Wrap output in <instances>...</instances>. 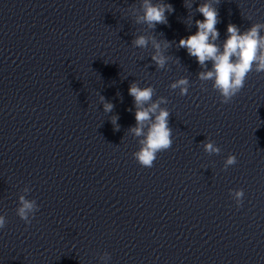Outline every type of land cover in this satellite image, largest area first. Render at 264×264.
Wrapping results in <instances>:
<instances>
[{"label": "clouds", "instance_id": "1", "mask_svg": "<svg viewBox=\"0 0 264 264\" xmlns=\"http://www.w3.org/2000/svg\"><path fill=\"white\" fill-rule=\"evenodd\" d=\"M143 16L137 22L143 21L150 28L156 24H166L165 12L173 11L171 4L154 5L151 0H143ZM203 16V20L196 21L197 31L194 34L182 38L179 46L186 48L188 54L195 57L201 67H206V62H211L210 70L200 72L199 79L202 81H213L212 87L219 94L220 102L227 104L243 89L248 74L252 71L264 72V23L252 24L247 30L241 32L235 24L227 26V38L223 43V50L216 45L215 40L219 36L216 29L218 23V12L216 8L208 3L200 5L197 9ZM148 40L144 36H138L133 41L136 48L147 46ZM157 50L160 45L153 41ZM158 68H163L166 59L162 55L152 56ZM188 80L181 78L170 85V88L180 90V95L188 94ZM129 95L133 97L135 103L136 125L129 129L139 140L140 148L133 153L134 159L139 165L151 168L157 158V154L166 151L172 146V130L169 127V111L162 108L161 104L168 103L167 99L160 97L153 102L152 97L155 89L152 86L140 87L133 82L128 89ZM103 101V97H101ZM113 104L105 102V112H110ZM118 117L112 118V123L116 129ZM147 128V131H145ZM203 143L204 151L209 154H219L221 149L211 140ZM237 163L234 155H228L224 168ZM230 195L241 206L244 197L243 189L230 190ZM38 206L34 200H28L24 196L19 197V207L16 209L17 216L30 225ZM6 218L0 215V229L5 228Z\"/></svg>", "mask_w": 264, "mask_h": 264}]
</instances>
